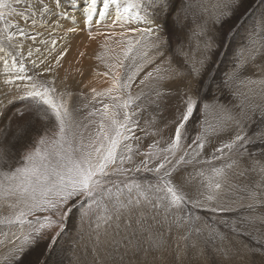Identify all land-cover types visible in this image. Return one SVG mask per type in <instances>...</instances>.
I'll use <instances>...</instances> for the list:
<instances>
[{
  "label": "snow or ice",
  "instance_id": "1",
  "mask_svg": "<svg viewBox=\"0 0 264 264\" xmlns=\"http://www.w3.org/2000/svg\"><path fill=\"white\" fill-rule=\"evenodd\" d=\"M14 4L23 5L24 11L17 12L5 0H0V9L8 8V15L15 14L24 21L31 19L33 27L37 24V10L41 17L51 14L55 18L53 31L61 28L65 36L87 31L91 40L103 35L106 43L102 47L115 43L120 54L111 62L96 57L107 69L97 75L108 78L110 84L100 91L91 89L92 111L88 116L98 119H89L81 128L74 119L80 109L71 106L72 94L58 88L55 77L47 78L53 74V67L46 66L45 59L32 60L31 49L27 56L21 50L24 40L36 42L41 34L9 23L0 11V63L5 76L0 84L20 93L12 96V102L22 105L15 107L6 119L4 113L10 105H0V169H8L0 171V203L14 210L0 217V225L16 227L19 232H10L11 238L0 242L5 248L0 253V264H25L26 257L37 249L39 254L29 264H49L74 217L73 226L79 231L86 220L91 227L95 215L98 237L101 226L110 227L114 216L119 219L124 212L131 216L145 207L165 209L169 227L183 232L177 237V249L171 258L164 254L166 245L160 236L148 241V251L160 253L153 255L152 264H170V259L172 264H192L193 259L201 257L207 264L209 252L218 264H228L233 256L223 241L230 239L229 231L243 237L244 225L254 229L259 240L252 237L257 240L255 246L243 244L247 251L241 256L238 250L236 258L253 264L252 257H264V160L256 159L264 157V12L245 25L242 22L254 11L246 7V0H55L54 8L44 0H14ZM69 8L73 13H69ZM61 20L72 26L65 28ZM81 20L83 28L79 27ZM93 24L106 26L108 31L93 34ZM117 26L121 31L113 30ZM57 43L51 40L53 49ZM39 44L46 51L52 50L47 47V40L40 39ZM230 49L232 56L228 57ZM35 51L39 53L40 48ZM66 54L67 49L55 59L59 61ZM214 54L229 59L223 73L219 71L222 60L215 62L214 71H208ZM205 72L207 80L203 79ZM214 85L215 92L209 98ZM134 87L139 89L135 95ZM174 95L180 96L182 106L166 125L169 129L174 126V132H169L163 141L165 146L153 139L142 151L143 137L136 132L141 131L148 138L160 133L150 132L147 127L141 129L136 117L150 105L159 108L161 101ZM145 100L147 104L142 103ZM210 107L216 111L215 124L206 119ZM53 119L58 128L55 137L41 136L21 160H16L14 146L33 143L31 134L39 131L36 122L46 125ZM89 125L95 127L85 138L84 129ZM189 125L196 131L194 137ZM222 136L227 139L214 145L213 139ZM208 148L212 149L210 156L201 160ZM154 160L159 162L151 167ZM219 160L229 162L213 166ZM13 163L20 166L13 169ZM202 164L210 167L197 168ZM189 166L192 172L187 171ZM227 170H233L232 175ZM141 171L154 174L157 183L141 184L129 178L131 173ZM247 171L258 172L262 177L255 191L247 186L242 189L247 195L239 200L248 202L226 200L228 193L236 194L233 180ZM113 176H124L128 182L121 186V182L110 180ZM186 188L193 189L194 194L190 196ZM181 205L235 217L231 224L227 219L216 221L213 239L221 241L217 251L212 252L203 242L201 252L202 241L191 238V233L202 232L195 226L199 216L191 211L186 217L171 216L173 209L182 211ZM240 211L249 215L236 216ZM140 227L143 231V217ZM53 228L58 230L49 236ZM179 241L184 242L183 249L179 248ZM139 250V244L133 246V258ZM124 255L127 251L120 264H124ZM144 264H148L147 259Z\"/></svg>",
  "mask_w": 264,
  "mask_h": 264
},
{
  "label": "rangeland",
  "instance_id": "2",
  "mask_svg": "<svg viewBox=\"0 0 264 264\" xmlns=\"http://www.w3.org/2000/svg\"><path fill=\"white\" fill-rule=\"evenodd\" d=\"M6 3L11 4L13 7H16L17 12L24 11L23 5L16 6L14 4V0H5ZM45 3L49 4V7L55 6V0H44ZM63 2V0H62ZM246 7L254 9V11L243 21L245 25L251 22L253 16L259 15V13L264 12V2L262 0H246ZM70 10V11H69ZM3 11L9 21V23H18L20 27L25 28V30L35 34L39 32L41 35L38 37L36 42L31 40H24L23 46L21 50L24 52V55L27 56V52L31 49L33 51L32 60L45 59L46 66L50 65L53 67L54 72L52 75L48 76V79L56 78V84L58 88L66 90L68 93L72 94L70 103L71 106L75 108H79V112L74 113L75 121L81 125L83 128L84 125L89 123V119H98L97 117H89L88 113L92 111V93L91 89L85 86V82L91 78L103 77L97 75L99 72L106 71L107 69L104 66V63L97 60V56L103 57V59L107 62H111L112 58L115 55L120 54L119 46L115 43L108 42L106 47H102L105 45V38L103 35H97L94 40L89 39L88 32L81 31L76 35L65 36V32L61 28H56L53 31V24L55 22V18L51 16V14L45 15L41 17L39 10L36 12V20L37 24L35 27L32 25V20L24 21L19 16L13 14L8 15L9 9L4 8L0 9ZM69 13H73L71 8L68 9ZM72 11V12H71ZM77 16L78 13H75ZM82 21V20H81ZM61 20V23L64 24L65 28L72 26L69 22ZM110 20H108V23ZM231 23V22H230ZM68 24V25H67ZM105 24H107L105 22ZM96 25H92V32L96 29L98 31L93 32L96 33H105L108 31L107 27H95ZM0 27H3L2 22H0ZM79 27L83 28V23L81 22ZM228 25H225V30H227ZM239 27V25H237ZM94 28V30H93ZM96 28V29H95ZM114 31H121V29L117 26L113 29ZM15 31V29H13ZM51 33V35H48ZM44 39L48 41L47 47L52 49L50 52L45 50V47L39 44V40ZM57 40L55 48H52L51 40ZM239 39V36L236 37ZM195 43V42H194ZM233 47H235V41L233 42ZM36 48H40V52L37 53L35 51ZM67 49V54L57 61L55 57L60 55L61 51ZM74 50V51H73ZM74 52L72 57V62L66 66V60L71 52ZM223 51V49H221ZM83 53V55H81ZM2 55V53H0ZM232 56L231 49L228 51V57ZM228 57H220L218 54H214L212 57V64L210 65L208 71H214L217 60H222L223 63L219 66L220 73L226 71L229 59ZM30 66V65H29ZM43 70V69H41ZM65 70V71H64ZM66 74L67 82L63 83L60 81V75ZM5 78L3 65L0 63V80ZM102 79V78H101ZM204 80L208 79V73L205 72L203 76ZM220 79L219 74L217 75V80ZM102 83L101 81L98 83L95 89L100 91L104 88H107L110 84V80L108 78L103 77ZM138 83V81H137ZM11 86H4L0 84V105L5 103L10 106L7 109V112L4 113V118L6 119L8 115L15 109V107L22 106L19 103L12 102V96H19L20 93L15 90H11ZM139 91L137 88H133L132 92L135 93ZM173 91H177L173 89ZM10 92V94H9ZM215 92V85L212 89L209 90V98L212 93ZM216 95L219 96L220 93L216 92ZM154 98V97H153ZM142 103L147 104V100L142 101ZM84 105H88L87 108ZM96 107H100V105H95ZM178 110H182L181 100L179 95H174L166 100L161 101L160 107L157 108L155 105H150L147 107L146 111H143L136 118L139 120V126L141 129L147 127L150 132H159V135L148 138L144 137V133L141 131H137L136 135L143 137V147L142 151L147 150L148 145L153 142V139L160 140L161 145L164 140H167L169 136V132H174V126L170 129L166 128L171 121L175 119L178 114ZM206 119L209 124L216 123V111L214 108H209L207 111ZM151 121V124L147 122ZM36 126L39 128V131H34L31 134V140L33 143H29L25 146L16 145L13 148V151L16 152V160H21L23 155L30 151L34 146V142L39 140L41 136H46L48 138H54L58 128L56 127L55 121L49 124H42L40 121L36 122ZM95 127V125H89V128L84 129L85 138H87L89 132ZM163 130V131H161ZM189 130L191 136L196 135V131L192 130V125H189ZM198 130V129H197ZM79 131V130H77ZM251 135V132L249 133ZM227 137H220L219 140L213 139L214 145H219L220 141L226 140ZM191 141L189 140L188 143ZM155 151V149H153ZM212 152L211 148L207 149V153L201 156V160L205 159V156H210ZM258 160H264V157H257ZM138 162V160H137ZM159 160H154L151 167H154ZM229 161L219 160L213 162V166L221 167L225 163ZM20 166L18 163H13L12 168ZM210 167L207 164L198 165L197 168H208ZM7 167L4 169H0V171H7ZM188 172H192L193 169L189 166L187 169ZM229 175H232L233 170H227ZM195 175V173H193ZM130 179L135 180L141 184L151 183L156 184L157 181L155 179V175L151 173H144L141 171L139 174L131 173L129 176ZM261 176L258 172L247 171L243 177L237 176L233 180V189L236 190V194L228 193L224 198L226 200H232L242 203H247V200H239V197L246 196L247 194L242 190L245 186H247L250 190L255 191L259 185V181L261 180ZM111 181H119L121 182V186L123 183L128 182V178L124 176H113L110 178ZM237 180L241 181V183H237ZM109 186H112L109 184ZM115 191V188H113ZM185 191L189 193V195H193V189L186 188ZM126 194V193H125ZM135 195V192H133ZM107 203V201H106ZM235 205H233L234 207ZM182 211L180 208L173 209L171 212V216L173 218L180 216H187L189 211H191L194 215L199 216L200 219L196 222V227L202 229L201 233H191L190 236L192 239H199L202 241L201 247L199 251H204V243L206 242L207 248L211 249L212 252L217 251V246L221 244V241L218 239H213V232L217 228L216 221L217 220H229L231 224L232 219L235 217L232 214H212L205 213L203 211H197L196 209H192L190 205H181ZM13 209L9 208L6 204L0 203V217H5L13 213ZM100 210H97V214ZM261 211H264V208H261ZM37 215H48V213H37ZM165 209H152L149 207L143 208L141 211H135L129 216L127 212H124L122 217L117 219L115 216L113 217L112 223L110 227L101 226L99 232L100 235L97 237L96 235V223H95V215L92 217L91 227H89V222L86 220L83 227L77 231V229L73 226L75 224V217L73 218V222L69 227V231L66 232L61 239L60 249L65 251V256H61L60 261H65V264H93V260H96V264H120L121 256L127 251V255H124V264H129L131 260V264H144V260L147 259L148 264H152L153 255L159 256L160 253H152L148 251V241H150L153 236H160L166 245L163 252L165 255H168L171 258V255L177 249L178 240L177 237L183 235L182 231H178L175 226L169 227V223L165 220ZM236 216L246 217L249 215L246 211H240L235 214ZM259 215V212L256 213ZM210 217V219H205V217ZM143 217L144 221V230H141L140 227V219ZM31 218V217H30ZM25 232L29 229L25 226ZM57 228H53L48 235H54L57 231ZM246 230V231H245ZM223 231V229H221ZM244 231L243 237H237L229 231L227 235L229 236V240H224L223 244L227 246V251L232 254L233 259L228 262V264H244V261L236 258V253L239 250L241 256H244L247 251L242 247L245 243H250L255 246L257 240H259L257 232L250 228L248 225H244L242 228ZM10 232H16L19 235V232L16 227L9 228L5 225H0V242L10 239ZM67 234V235H66ZM252 237H256L257 240H253ZM67 239V240H66ZM65 240V241H64ZM231 241V242H230ZM67 244V245H66ZM139 244V253L133 258L132 257V248L134 245ZM66 248V249H65ZM179 248H184V242L179 241ZM5 248L2 243H0V253H3ZM39 249L26 257L25 264H29V262L34 259L39 254ZM147 253V254H146ZM65 257V258H64ZM257 257V258H256ZM54 258V259H53ZM263 258V259H262ZM247 259V257H245ZM253 260V264H264V257L255 256L251 258ZM56 256L52 257L49 261V264H53V261H59ZM257 261V262H256ZM158 264V262H157ZM170 264H172L170 259ZM192 264H205V260L203 257L199 259H193ZM207 264H218V261L212 258L211 252L208 253Z\"/></svg>",
  "mask_w": 264,
  "mask_h": 264
},
{
  "label": "bare ground",
  "instance_id": "3",
  "mask_svg": "<svg viewBox=\"0 0 264 264\" xmlns=\"http://www.w3.org/2000/svg\"><path fill=\"white\" fill-rule=\"evenodd\" d=\"M70 11V10H69ZM72 12V11H71ZM82 22V21H81ZM67 23V22H66ZM106 23L107 24H109L108 23V21H106ZM106 24V25H107ZM68 25V24H67ZM95 27H97V28H99V27H101V26H95ZM103 27H106V26H103ZM96 29V28H95ZM93 30H94V28H93ZM96 31H98V29H96V30H94L93 32H96ZM83 32H85V31H83ZM92 32V33H93ZM81 34V33H80ZM88 34V33H87ZM74 51V50H73ZM71 52L70 53V55L68 56V59L65 61L66 62V66L69 64V63H71L72 62V57H73V54H74V52ZM65 71V70H64ZM66 75V74H65ZM65 75L64 74H62V75H60V81H62L63 83H66L67 82V77H65ZM99 78V80L97 81V77L96 78H91V79H89V80H87L86 82H85V86L87 87V88H89V89H91V87H96L97 85H98V83L102 80V81H104L103 80V77H98ZM102 81H101V83H102ZM67 235V234H66ZM63 238V237H62ZM67 240V239H66ZM65 241V240H64ZM67 245V244H66ZM66 249V248H65ZM56 257H57V259L59 260L60 258H61V256H65V251H63V250H61L60 249V247H59V250H58V253H57V255H55ZM65 258V257H64ZM257 258V257H256ZM54 259V258H53ZM263 259V258H262ZM60 261V260H59ZM257 262V261H256ZM262 264V263H261Z\"/></svg>",
  "mask_w": 264,
  "mask_h": 264
}]
</instances>
